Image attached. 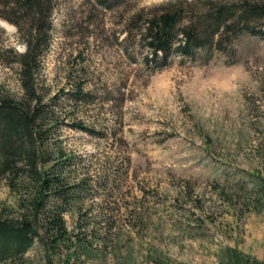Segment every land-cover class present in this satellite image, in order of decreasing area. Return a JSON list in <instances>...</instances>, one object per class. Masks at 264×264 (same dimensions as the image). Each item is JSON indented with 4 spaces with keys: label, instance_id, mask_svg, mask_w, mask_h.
Returning <instances> with one entry per match:
<instances>
[{
    "label": "rangeland",
    "instance_id": "374dc122",
    "mask_svg": "<svg viewBox=\"0 0 264 264\" xmlns=\"http://www.w3.org/2000/svg\"><path fill=\"white\" fill-rule=\"evenodd\" d=\"M52 1L32 105L53 126L49 165L71 157L68 195L47 207L67 209L66 231L40 217L34 245L7 264H244L234 250L264 260V38L243 33L236 56L154 70L141 19L176 0ZM19 10L0 0V95L28 102L17 46L32 23ZM20 188L0 178L6 215L33 198L30 179Z\"/></svg>",
    "mask_w": 264,
    "mask_h": 264
},
{
    "label": "trees",
    "instance_id": "16d2710c",
    "mask_svg": "<svg viewBox=\"0 0 264 264\" xmlns=\"http://www.w3.org/2000/svg\"><path fill=\"white\" fill-rule=\"evenodd\" d=\"M106 9H113L127 0H97ZM176 0L147 12L139 27L140 40L147 54L145 63L154 70L173 64L176 57L210 61L216 53L237 55L236 40L243 34L264 38V0ZM20 10L31 21L25 39L26 51L20 55V74L28 102L11 95H0V178L6 179L13 191H19L25 180L34 183L31 200L22 201L21 214L6 215L0 209V264L18 262L39 237L40 217L50 219L59 235L66 231L63 213L47 208L51 196L66 198L68 187L64 170L71 157L58 151V161L46 156L53 126L45 125L38 100L35 72L49 48L52 0H17ZM19 24L18 21H13ZM77 93L84 94L82 91ZM264 189V183H261ZM244 264H264L234 250Z\"/></svg>",
    "mask_w": 264,
    "mask_h": 264
},
{
    "label": "clouds",
    "instance_id": "9594fccd",
    "mask_svg": "<svg viewBox=\"0 0 264 264\" xmlns=\"http://www.w3.org/2000/svg\"><path fill=\"white\" fill-rule=\"evenodd\" d=\"M0 25H3L5 27L8 26L7 23L5 21H2V20H0ZM17 51L23 53L24 51H26V46H24V45H18L17 46Z\"/></svg>",
    "mask_w": 264,
    "mask_h": 264
}]
</instances>
